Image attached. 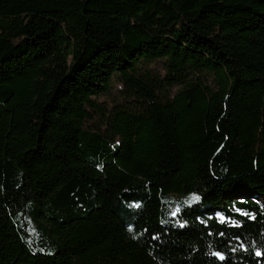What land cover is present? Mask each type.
I'll use <instances>...</instances> for the list:
<instances>
[{
	"label": "trees",
	"instance_id": "trees-1",
	"mask_svg": "<svg viewBox=\"0 0 264 264\" xmlns=\"http://www.w3.org/2000/svg\"><path fill=\"white\" fill-rule=\"evenodd\" d=\"M0 264H264V0H0Z\"/></svg>",
	"mask_w": 264,
	"mask_h": 264
},
{
	"label": "rangeland",
	"instance_id": "rangeland-1",
	"mask_svg": "<svg viewBox=\"0 0 264 264\" xmlns=\"http://www.w3.org/2000/svg\"><path fill=\"white\" fill-rule=\"evenodd\" d=\"M140 73H146L149 72L153 76H157L162 79L163 71L161 69L162 64L161 62H152V63H141L139 65ZM203 81H205V78H208L210 80L211 78L204 74L201 75ZM123 90V85L119 81L118 77L112 78V84L109 92L105 95L99 96L94 98V101L101 106L102 109H109L112 106H114L116 103H125L124 98L122 97L121 91ZM177 91V87H173L172 89H168V92L170 94H174ZM88 128L91 129H100L102 127V121L101 116L98 113L93 114V118L86 123ZM217 220L221 223H227L232 224V221L230 219L225 218L221 213L217 212L215 214Z\"/></svg>",
	"mask_w": 264,
	"mask_h": 264
},
{
	"label": "snow or ice",
	"instance_id": "snow-or-ice-1",
	"mask_svg": "<svg viewBox=\"0 0 264 264\" xmlns=\"http://www.w3.org/2000/svg\"><path fill=\"white\" fill-rule=\"evenodd\" d=\"M196 200H198V197H192V202H194V201H196ZM173 215H175V213H173ZM221 222H223V220H221ZM181 226H183V225H181ZM258 256L259 255H261V253L260 252H257L256 253ZM213 255H217L218 256V258L220 259V260H224V257L222 256V255H219L218 253H213Z\"/></svg>",
	"mask_w": 264,
	"mask_h": 264
},
{
	"label": "water",
	"instance_id": "water-1",
	"mask_svg": "<svg viewBox=\"0 0 264 264\" xmlns=\"http://www.w3.org/2000/svg\"><path fill=\"white\" fill-rule=\"evenodd\" d=\"M219 255H220V254H219ZM215 256L218 258V256H217V255H215ZM218 260H219V261H223V260H220L219 258H218Z\"/></svg>",
	"mask_w": 264,
	"mask_h": 264
}]
</instances>
